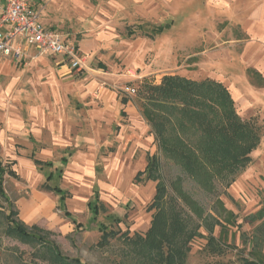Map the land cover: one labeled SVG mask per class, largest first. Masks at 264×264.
Returning <instances> with one entry per match:
<instances>
[{
	"label": "rangeland",
	"instance_id": "374dc122",
	"mask_svg": "<svg viewBox=\"0 0 264 264\" xmlns=\"http://www.w3.org/2000/svg\"><path fill=\"white\" fill-rule=\"evenodd\" d=\"M33 2L42 23L83 55L87 70L62 74L53 56L31 49L19 62L0 59V159L13 160L17 176L4 175L3 189L18 219L25 222L19 205L48 200L51 211L46 203L36 204L25 223L51 232L48 239L66 258L80 264H165L143 242L156 212L148 207L157 182L134 181L147 156L156 154L164 187L158 207L168 216V232L174 226L169 213L178 215L184 264H264V243L254 250L250 242L260 222L248 219L264 202V0ZM165 24L170 26L162 34L145 37ZM165 75L221 83L240 118L260 127L251 163L230 186L214 178L207 193V186L158 149L141 116L140 93L143 80L158 85ZM30 156L51 166L37 169ZM49 175L48 185L69 194L66 211L79 228L58 208V196L41 189ZM178 188L202 209L207 228L178 198ZM96 190L102 208L94 221L87 202ZM217 200L233 214L232 223L225 224ZM0 206L8 212L1 199ZM6 225L0 216V264H49L44 250L38 254V248L7 237ZM100 226L114 232L103 245Z\"/></svg>",
	"mask_w": 264,
	"mask_h": 264
},
{
	"label": "trees",
	"instance_id": "16d2710c",
	"mask_svg": "<svg viewBox=\"0 0 264 264\" xmlns=\"http://www.w3.org/2000/svg\"><path fill=\"white\" fill-rule=\"evenodd\" d=\"M169 26L165 24L156 27L145 37L153 38L160 35L168 30ZM251 72L252 76L258 79V84L262 85L263 80L260 75L254 71ZM140 95L141 116L153 131L154 141L161 154L182 168L192 181L201 186H207V193H211L213 189L210 183L214 178L230 186L239 173L251 163L250 154L261 142V129L253 121H243L240 118L235 111L234 100L228 89L221 83L212 79L191 81L180 76L165 75L158 85L148 84L146 80H143ZM146 159L147 164L142 171H138L135 182H157L155 195L148 207L150 210L155 209L156 212L143 242L154 251V257L157 256L165 264H184V253L177 247L176 234L182 232L177 227L179 225L178 215L174 211L169 213L172 219V224L169 223V225L174 226L168 232L166 221L168 216L163 212L162 207H158L164 193L163 184L160 182V160L156 154L147 156ZM61 161L63 164L67 162L65 159ZM34 162L40 167L51 165L40 161ZM4 175L17 178L15 172L8 165H3L0 160V199L5 203L8 211L5 213L3 207L0 206V216L7 222L4 234L23 245L38 248V254L44 250L49 264H70L72 262L80 264L77 259L66 258L56 244L48 239L51 232L36 225L28 226L18 219V212L3 189ZM51 180L52 176H48L41 189L58 196V208L64 213L66 219H70L74 226L79 228L80 224L65 208L64 202L69 194L58 187L49 186L48 182ZM175 193L181 201L188 200L179 188L175 190ZM186 203L191 213L204 220L207 228L202 209L190 205L188 201ZM217 207L227 214L225 224L232 223L233 214L225 211L223 203L219 200H217ZM88 208L92 220L95 221L102 208L97 194L88 203ZM248 219L251 223L260 222L256 226L259 234L250 240L255 250L264 243L262 239L264 237V202L254 214L248 216ZM216 223L223 227L222 223ZM100 232H102L100 245L106 243L108 238L114 235L112 231H105L104 226H100ZM213 240L214 238L210 237L209 242L212 243ZM163 247L167 248L166 253H163ZM244 264L261 263L245 261Z\"/></svg>",
	"mask_w": 264,
	"mask_h": 264
},
{
	"label": "built area",
	"instance_id": "2783aa9c",
	"mask_svg": "<svg viewBox=\"0 0 264 264\" xmlns=\"http://www.w3.org/2000/svg\"><path fill=\"white\" fill-rule=\"evenodd\" d=\"M31 4L32 0H0V58L19 62L24 51L33 48L39 54L60 57L71 71L84 69L86 60L79 50L62 43L56 32L45 30Z\"/></svg>",
	"mask_w": 264,
	"mask_h": 264
},
{
	"label": "crops",
	"instance_id": "0c3cea01",
	"mask_svg": "<svg viewBox=\"0 0 264 264\" xmlns=\"http://www.w3.org/2000/svg\"><path fill=\"white\" fill-rule=\"evenodd\" d=\"M33 7H35V4H34V2H33V0H32V4H31ZM39 19H40V17H39ZM40 24L42 25V27L45 29V30H51V31H53V32H55L54 30H52V28L51 27H46V25H44L43 23H42V20L40 19ZM57 33V32H56ZM58 34V33H57ZM59 35V34H58ZM60 36V35H59ZM61 37V36H60ZM61 41H62V43L64 42L65 44H67L66 42H65V39L62 37L61 38ZM68 45H70V44H68ZM70 46H73V45H70ZM75 47V46H74ZM28 49H31V50H35V49H33V48H27L26 49V51L28 50ZM47 56H49L48 54H46ZM52 56V55H51ZM54 57V56H53ZM55 59V64H56V66L59 68V70H60V72L62 73V74H66V73H70L71 72V70H69V64L67 63V62H65V61H62L61 60V58L60 57H54ZM0 59H5V58H0ZM82 70H87V65H86V61H85V67H84V69H82ZM82 70H80V71H78V72H81ZM77 72V73H78ZM262 79V78H261ZM263 80V79H262ZM128 89H130V88H128ZM123 102L124 103H128L127 102V100H123ZM30 158V160H31V162H33V164H34V166L37 168V169H42V168H44V167H49V166H51V165H49V166H36V164H35V162L34 161H39V160H36V159H34V157L33 156H30L29 157ZM62 159H65L66 160V158H62ZM1 160V159H0ZM61 161V160H60ZM67 161V160H66ZM1 162H2V160H1ZM41 162V161H40ZM3 163V162H2ZM43 163H46V162H43ZM61 163H62V161H61ZM67 163V162H66ZM16 163L12 160V161H9V163H3V165H8V167H10L11 169H12V167L15 165ZM46 164H51V163H46ZM63 164V163H62ZM147 164V163H146ZM63 165H66V164H63ZM146 166V165H145ZM145 168V167H144ZM13 170V169H12ZM14 171V170H13ZM15 172V171H14ZM16 174V173H15ZM137 174H138V172H137ZM136 174V175H137ZM7 176V175H6ZM50 176V175H49ZM8 177V176H7ZM10 177V176H9ZM17 177V176H16ZM48 177V176H47ZM47 177H46V179H47ZM136 177V176H135ZM11 178H14V177H11ZM52 181V180H51ZM135 181V180H134ZM46 182V181H45ZM44 182V183H45ZM149 182H151V181H149ZM154 182V181H153ZM49 183V182H48ZM136 183V182H135ZM50 186V185H49ZM55 187H57V186H55ZM59 188V187H58ZM60 189V188H59ZM64 191V190H63ZM46 192H48V191H46ZM66 192V191H65ZM49 193H51V192H49ZM67 193V192H66ZM51 194H54V193H51ZM97 194V198H98V201H99V196H98V192H97V190H96V192L94 193V196H93V198H92V200L94 199V197H95V195ZM55 195V194H54ZM91 200V201H92ZM90 201H88L87 202V204L89 203ZM42 203H46L47 205H49V210L51 211V205H50V202L48 201V200H43L42 202L40 201L39 203H36V202H30V203H27V205H29L27 208L22 204V205H19V206H21V208H20V210H21V213H20V215H21V219L23 220V221H27V222H29L33 217H34V215H35V213H36V211H37V205H41ZM99 203H100V201H99ZM37 204V205H36ZM64 204H65V202H64ZM102 205V204H101ZM24 206V207H23ZM65 208H66V204H65ZM89 209V208H88ZM90 212V211H89ZM91 214V213H90ZM18 217V216H17ZM91 217H92V215H91ZM25 222H23L24 224H26ZM33 222V221H32ZM27 225V224H26ZM34 225V224H33ZM31 226V225H30Z\"/></svg>",
	"mask_w": 264,
	"mask_h": 264
}]
</instances>
